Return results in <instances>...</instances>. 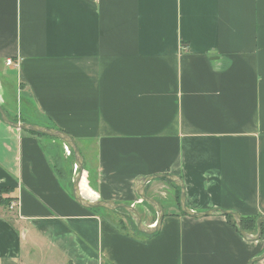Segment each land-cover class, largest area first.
Returning <instances> with one entry per match:
<instances>
[{
    "label": "crops",
    "instance_id": "obj_1",
    "mask_svg": "<svg viewBox=\"0 0 264 264\" xmlns=\"http://www.w3.org/2000/svg\"><path fill=\"white\" fill-rule=\"evenodd\" d=\"M0 103L18 122L70 135L94 195L83 197L132 205L146 226L158 214L137 183L158 174L182 179L194 212L254 218L250 234L263 219L261 239L246 241L226 216L185 215L179 187L157 179L145 191L164 209L160 230H124L120 211L76 202V165L71 179L60 144L0 119V264H26L33 248L53 264L263 255L264 0H0ZM5 197L18 201L15 214Z\"/></svg>",
    "mask_w": 264,
    "mask_h": 264
},
{
    "label": "water",
    "instance_id": "obj_2",
    "mask_svg": "<svg viewBox=\"0 0 264 264\" xmlns=\"http://www.w3.org/2000/svg\"><path fill=\"white\" fill-rule=\"evenodd\" d=\"M0 117H1V120L6 125L12 128L25 131V132H32V133L40 134L43 136H48L50 138H55V139L62 141L63 144H66L71 149V151H73L75 165L78 171L73 181V196L76 202L86 209H103V210H108V211L123 210L132 217V219L134 220L136 224L138 232L141 234H144L147 236L154 235L157 231L160 230V227L164 219L163 207L158 201L146 195L145 188L148 183L154 180L167 179L173 182L175 185H177L180 188L181 190L180 205H181L182 212L185 215H188L194 218H204V217L215 216V215L231 216L239 230V233L246 241H249V242L259 241L263 235V229H262L263 219H259L257 221V233L250 234L244 229L242 218L236 212L222 210V209H212L206 212L199 213V212H194L190 210L188 206L186 205V190H185L184 182L182 181L180 177L175 176V175L158 174V175H154L151 177L141 178L137 183V186H138L137 194L140 196L141 200L146 202L151 207H153L158 214V219L154 227L146 226L143 222V217H142L141 212L132 205L116 203L113 201H91V200L85 199L81 192V183H82L83 175H84V158L78 147V144L70 135L58 129L47 128V127H43L40 125L30 124L27 122H14L8 117L1 103H0ZM263 259H264V253L260 257H257L251 260L249 264H255Z\"/></svg>",
    "mask_w": 264,
    "mask_h": 264
},
{
    "label": "rangeland",
    "instance_id": "obj_3",
    "mask_svg": "<svg viewBox=\"0 0 264 264\" xmlns=\"http://www.w3.org/2000/svg\"><path fill=\"white\" fill-rule=\"evenodd\" d=\"M24 117H26V118H24V120H26L28 122H39L34 117H27V116H24ZM51 141H54L55 142L56 140L52 139ZM56 143H58V144L61 145L62 150L64 151L65 156L69 157L68 160H69L70 163L69 164H66L65 163V160H64V158L62 156V153H61L60 156H59V161L61 163V167H62L63 171H65V173L68 176H70V178L72 179L74 177L75 160H74V158H70L71 155H72L71 149L66 144H63L62 142L56 141ZM63 147H64V149H63ZM84 171H85V169H84ZM76 175H77V171H76ZM76 175H75V177H76ZM81 189H82V193H83V195L85 197H88V198L89 197L90 198L93 197V195L90 194L91 191H88L90 189L88 188L87 184L85 183V177H84V175H83V180H82V183H81ZM8 208H9L10 211H12L13 214H15L14 211H16V208L15 209H11L10 206ZM100 211L103 212V213H105V214H108L109 213L108 211H105L103 209L100 210ZM117 211H120V213L118 214L119 216L116 213V215L118 217L117 216H114V220H115V222L118 225H119V222H120L119 227L120 228L124 227L126 230H136L134 228L135 222H133L132 217L129 216L128 218H126V216H124L123 214H121V213H124L123 210H117ZM144 220L146 222H149V223H152V224L155 222V221H150V220H153V219H151L150 217H147L146 215L144 216ZM131 221L133 222V225H132V222ZM16 230H17V228H16ZM30 248H32V246H30ZM26 256H28V258H26L24 260L26 262V264H53L52 262L53 261L56 262V260L58 259L56 257V259L55 258H52V260H51L50 259L51 258V255L47 254L46 251L41 250V249H38V248L37 249L33 248V250L32 251L30 250L29 253L26 252ZM23 264H25V263H23Z\"/></svg>",
    "mask_w": 264,
    "mask_h": 264
},
{
    "label": "trees",
    "instance_id": "obj_4",
    "mask_svg": "<svg viewBox=\"0 0 264 264\" xmlns=\"http://www.w3.org/2000/svg\"><path fill=\"white\" fill-rule=\"evenodd\" d=\"M3 109H4V108H3ZM4 110H5V109H4ZM5 112H6V110H5ZM6 113H7V112H6ZM7 115H8V114H7ZM8 117H9L12 121H14V122H18L17 120H14L13 118H11L9 115H8ZM0 119H1V117H0ZM23 122H25V121H23ZM24 132H25V131H24ZM26 133H29V134H31V135H35V136H39V137H46V138H49V139H54V140H56V141L62 142V141H60V140H58V139L50 138V137H48V136H43V135L36 134V133H32V132H26ZM70 158H74L73 151H72V155H71ZM74 160H75V159H74ZM84 169H85V166H84ZM77 172H78V171H77ZM162 180L169 182V180H167V179H162ZM170 183H171V182H170ZM178 190H179V192H180V189H179V188H178ZM9 192H10L9 189H2V190H1V194H2V195H3V194H6V193H9ZM177 200H180V196L177 197ZM11 202H12V199H11L10 197L2 198V199H1V206L5 207V208H8V207L10 206ZM90 210L93 211L94 213H97V212H100V210H102V209H90ZM124 212H125V211H124ZM126 213H127V212H126ZM226 218H227L228 221L232 224V226L236 229V231L239 232V230H238V228H237V226H236V224H235L233 218H232L231 216H226ZM131 222H132V221H131ZM133 222H134V221H133ZM133 222H132V225H133ZM255 224H256V219H254V218L250 219V221H247L246 219H244V221H243V227H244V229H245L246 231H255V229H251V227H250V226L254 227ZM249 225H250V226H249ZM134 228L137 230L136 224L134 225ZM122 229L125 230L124 227H122ZM136 230H135V231H136ZM136 232H138V231H136Z\"/></svg>",
    "mask_w": 264,
    "mask_h": 264
},
{
    "label": "built area",
    "instance_id": "obj_5",
    "mask_svg": "<svg viewBox=\"0 0 264 264\" xmlns=\"http://www.w3.org/2000/svg\"><path fill=\"white\" fill-rule=\"evenodd\" d=\"M95 1V0H94ZM6 64L8 65V66H17V63H14L12 60H8L7 62H6ZM72 152V151H71ZM76 171H77V168H76ZM18 207V201H16V200H13L12 202H11V204H10V208L11 209H15V208H17Z\"/></svg>",
    "mask_w": 264,
    "mask_h": 264
},
{
    "label": "bare ground",
    "instance_id": "obj_6",
    "mask_svg": "<svg viewBox=\"0 0 264 264\" xmlns=\"http://www.w3.org/2000/svg\"><path fill=\"white\" fill-rule=\"evenodd\" d=\"M94 196V195H93Z\"/></svg>",
    "mask_w": 264,
    "mask_h": 264
}]
</instances>
